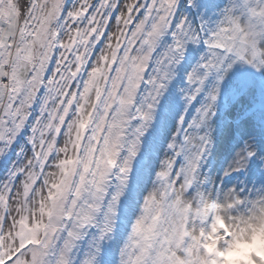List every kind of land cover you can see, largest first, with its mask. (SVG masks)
Segmentation results:
<instances>
[{
  "label": "snow or ice",
  "instance_id": "snow-or-ice-1",
  "mask_svg": "<svg viewBox=\"0 0 264 264\" xmlns=\"http://www.w3.org/2000/svg\"><path fill=\"white\" fill-rule=\"evenodd\" d=\"M0 264H264V0H0Z\"/></svg>",
  "mask_w": 264,
  "mask_h": 264
},
{
  "label": "rangeland",
  "instance_id": "rangeland-1",
  "mask_svg": "<svg viewBox=\"0 0 264 264\" xmlns=\"http://www.w3.org/2000/svg\"><path fill=\"white\" fill-rule=\"evenodd\" d=\"M3 175H4L3 170L0 169V178H3Z\"/></svg>",
  "mask_w": 264,
  "mask_h": 264
}]
</instances>
